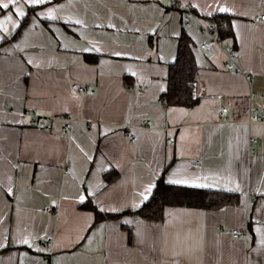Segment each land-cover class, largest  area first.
I'll return each instance as SVG.
<instances>
[{
    "label": "crops",
    "instance_id": "crops-1",
    "mask_svg": "<svg viewBox=\"0 0 264 264\" xmlns=\"http://www.w3.org/2000/svg\"><path fill=\"white\" fill-rule=\"evenodd\" d=\"M171 1L47 0L0 46V264H264V0ZM180 4L197 15L184 27L198 65L193 108L159 99L182 30ZM18 6L27 13L31 5ZM15 8L0 9L8 29L0 42L23 18ZM49 8L56 19L39 15ZM216 13L232 17L233 37L200 48L208 38L200 27ZM112 169L118 175L106 183ZM165 169L167 182L175 174L239 201L167 206L160 220L96 222L81 208L90 200L106 213L134 209Z\"/></svg>",
    "mask_w": 264,
    "mask_h": 264
},
{
    "label": "trees",
    "instance_id": "trees-1",
    "mask_svg": "<svg viewBox=\"0 0 264 264\" xmlns=\"http://www.w3.org/2000/svg\"><path fill=\"white\" fill-rule=\"evenodd\" d=\"M39 6L43 5L28 6L27 13L21 19L16 31L9 38H5V40L1 41L0 46L14 41L19 36L23 27L28 23L32 12ZM173 7L177 8L176 5H173ZM180 12L182 30L178 37L176 56L173 62L168 65V74L166 78L167 85L165 90L160 93L159 99L168 106L173 105L193 108L198 103V97L194 96L193 88L190 84L195 82L198 75V65L192 50L191 39L183 25L184 13L181 8ZM205 19L214 23L219 39L223 40L233 37V31L231 28L232 17L230 15L226 13H216L205 17ZM83 58L86 62L96 63L98 55L84 53ZM129 78L130 77L127 75L124 76L125 84H127L126 81L131 80ZM165 171L166 169L157 177L148 199L134 209L118 213H106L99 211L90 200H86V202L81 205V208L93 211L96 222L107 219H117L125 214L140 218L160 220L162 219L164 209L167 206L222 209L228 205H234L239 201V195L232 191L199 188L182 184H170L164 177ZM103 174L105 182L111 183L117 177L118 172L112 169ZM127 229L130 234L131 228L127 227Z\"/></svg>",
    "mask_w": 264,
    "mask_h": 264
},
{
    "label": "built area",
    "instance_id": "built-area-1",
    "mask_svg": "<svg viewBox=\"0 0 264 264\" xmlns=\"http://www.w3.org/2000/svg\"><path fill=\"white\" fill-rule=\"evenodd\" d=\"M171 3L173 5H176L178 6L177 3H179L177 0H172ZM180 8L182 9L183 13H184V17H183V25L184 27H187L190 25L192 19L196 18V13L193 11V9L188 5V4H180ZM259 20L262 19V16L258 17ZM205 22L201 25V30L204 31L207 35H208V38L204 41H202L201 43H199V47L200 48H207V47H210V46H213L215 44H217L218 42L221 41V39L218 38L217 36V33H216V28L214 26V23L204 19ZM225 52H226V57H227V69H233L234 68V62H233V57L236 53L235 51V48L233 45L231 44H227L225 46ZM193 88V92L194 94L197 96V97H200L201 94L196 92V89H195V86H196V83L193 82L192 84H190ZM72 87L73 88H77L78 90H83L82 87L76 85V84H72ZM221 112L222 113H225L226 112V107L223 106L221 107ZM252 112L254 113V109H251L250 111V114H249V119L250 121H252L254 119V114H252ZM34 116V115H33ZM258 119H264V114H261V115H258ZM146 125H149V122L146 121L145 122ZM72 126V124L69 122H67L65 124V127L66 128H70ZM127 137L128 139L130 140H134V135L131 134L130 132L127 133ZM171 144L173 143V140L171 139ZM49 207H45V209H48ZM225 230L224 229H220V232H224ZM228 233H230V235L233 237V238H237L241 235V231L238 230V229H235V228H232V229H229L228 230Z\"/></svg>",
    "mask_w": 264,
    "mask_h": 264
},
{
    "label": "snow or ice",
    "instance_id": "snow-or-ice-1",
    "mask_svg": "<svg viewBox=\"0 0 264 264\" xmlns=\"http://www.w3.org/2000/svg\"><path fill=\"white\" fill-rule=\"evenodd\" d=\"M47 2V0H25V3L31 5V6H37V5H43ZM19 5V0H0V9H9L10 6H16L15 8V15L19 16V17H24L26 15L25 11L23 10L22 6H18ZM56 11V9L54 8H49L48 12L45 13H39V15H47V17L49 19H56L57 17L53 14ZM219 11L221 12H227L228 9L227 8H220ZM6 19L8 21H12V15L9 14ZM16 23V22H13ZM77 23H79V21H77ZM0 28H3V30L5 32L8 31L7 28H4V22L0 21ZM116 55H120V53H116ZM175 177V174H174ZM169 178L168 183L170 184H188L192 187H199V188H206V187H211V184H206V183H195L190 182L186 179H180V178ZM154 187V185H149L146 189L144 193H141V196L143 197V200L146 201L148 199V194L151 193L152 188ZM81 201H83L85 199V197L81 196L80 197ZM134 207H138V205H134ZM257 232H260L261 229L257 228L256 229ZM21 243L23 244H29V241L27 239H23L21 241ZM262 244H264V240L261 241Z\"/></svg>",
    "mask_w": 264,
    "mask_h": 264
}]
</instances>
